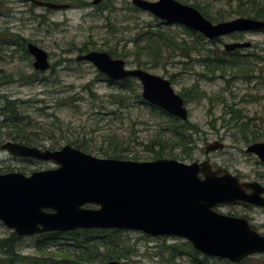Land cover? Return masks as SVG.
Wrapping results in <instances>:
<instances>
[{
    "label": "rangeland",
    "instance_id": "obj_1",
    "mask_svg": "<svg viewBox=\"0 0 264 264\" xmlns=\"http://www.w3.org/2000/svg\"><path fill=\"white\" fill-rule=\"evenodd\" d=\"M42 1L67 4L69 8L52 10L22 0H0V124L6 117L3 115L5 100L15 101L27 135L38 141L37 147L42 149L58 150L65 145L75 148L74 144H79L88 149L87 154L97 158H107L103 154L108 153L126 158L121 160L139 162L152 161L158 151L165 158L187 164L208 157L213 164L227 168L243 180L264 184V166L255 156L244 152L248 144L264 141V30L231 34L215 42L204 37L199 41L181 25L167 24L148 12L132 11L130 0H103L99 5H92V0ZM176 1L194 8L198 6L213 24L218 23L216 20L254 19L245 1L241 8L237 0ZM144 32L170 37L176 42L185 41L188 47L196 45L199 52L171 48L169 41L165 46L156 43L159 48L150 47L147 53L138 52L136 46L142 43L137 35ZM10 34L18 35L24 42L10 40ZM236 41L251 43L249 48L233 55L240 57L241 67L248 63L245 67L250 68V78H242L237 73L241 67L209 74L199 63L206 54H226L223 45ZM27 43L46 51L50 62L48 71L39 73L33 69V59L24 51ZM109 49L117 51L120 56L112 58L123 60L126 68L142 69L168 80L184 99L193 127L185 131L192 139L189 155L182 153V147L171 146V131L176 130L177 123L153 114L142 103V88L136 79L131 92H121L109 86L90 63L75 61L78 55L90 51L107 53ZM87 85L90 90H85ZM194 86L205 93L203 98H194L191 90ZM138 94L140 99L136 97ZM183 95H188L187 99ZM238 111L243 117L241 122L247 124L248 134L256 133L255 140L247 134L248 140L241 142L242 134L236 122H222V118L231 117L226 112L233 115ZM14 136L11 128H1L0 146L6 141L20 143ZM214 141L222 142L224 149L205 156L204 148ZM55 167L50 161L13 157L0 149L2 174L29 175ZM218 212L250 217L253 228L264 235V212L240 207H224ZM11 233L0 223V238ZM44 234L21 238L17 252L28 260L20 264H77L74 257L87 253L91 254L93 263L85 264H101L100 260L106 263L116 256L120 264H233L218 258L203 260L202 255L188 252L183 246L186 240L173 236L152 237L133 230L108 231L103 239L98 232L57 237ZM87 237L95 239L91 241ZM251 257L254 260L247 264H257L264 254Z\"/></svg>",
    "mask_w": 264,
    "mask_h": 264
},
{
    "label": "water",
    "instance_id": "obj_2",
    "mask_svg": "<svg viewBox=\"0 0 264 264\" xmlns=\"http://www.w3.org/2000/svg\"><path fill=\"white\" fill-rule=\"evenodd\" d=\"M22 1L52 10L69 8L42 0ZM102 1L91 3L99 5ZM130 2L160 21L185 26L208 40L264 30V21L251 18L213 24L195 8L176 0ZM249 46L248 42L227 43L224 50ZM26 50L35 71L50 69L46 51L32 43L26 44ZM75 61L90 63L109 80L136 79L145 103L187 121L184 101L168 80L142 69H128L123 60L106 52L90 51L76 56ZM222 147L215 142L205 151ZM0 149L13 157L56 164L29 175L0 174V223L19 237L88 229L133 230L152 237L182 238L200 254L233 264L264 254V235L251 228L246 219L214 210L219 204L235 201L264 209V188L257 183L241 184L226 171L218 176L220 171H213L208 160L187 164L172 158L146 162L97 158L70 145L50 150L12 141ZM247 152L264 163V141L250 145ZM246 189L252 192L247 194Z\"/></svg>",
    "mask_w": 264,
    "mask_h": 264
},
{
    "label": "trees",
    "instance_id": "obj_3",
    "mask_svg": "<svg viewBox=\"0 0 264 264\" xmlns=\"http://www.w3.org/2000/svg\"><path fill=\"white\" fill-rule=\"evenodd\" d=\"M244 1L245 3L250 5V9L248 10L249 15H252L254 19H258L261 21H264V2H260L258 0H237L238 2V7L241 8L242 5H244ZM197 7V8H196ZM195 8L198 9L199 11H203L202 9H199L198 6H196ZM131 10L134 12H138L139 9L134 7L132 5ZM141 11V10H140ZM205 12V11H203ZM202 12V13H203ZM241 12V11H240ZM246 12V11H245ZM244 12V14H245ZM248 15V16H249ZM203 16L207 19V16L204 15ZM210 21H212L211 18H208ZM217 22L221 21V20H216ZM185 31H187L188 33L195 35L197 38H199V41L203 40V36L198 33L195 32L185 26H183ZM10 40L12 39L14 42H19L20 40H22L18 35H13L10 34ZM137 39L139 40L140 43H142L141 46L137 45L136 46V50L138 52H144L147 53L146 51L149 50L150 47H155V48H159L158 46H156V43H160L159 46H165L168 44V41L170 42L169 45L171 48L174 49H182L184 48L186 51H188L190 49V52H195L196 50V45L193 47H188L186 42H176L173 38H163L161 35H158L157 33H150V32H144L142 34H138L137 35ZM23 41V40H22ZM24 42V41H23ZM24 51L25 53H27V50L24 46ZM199 52V51H197ZM237 51H235L234 53H226L229 54L228 56L225 53H220L219 55L217 54H206L204 57H202L199 61V63H201L203 65V67L206 69V71L209 74H215V73H226L227 70H230L232 68H240L242 66V64L240 63L241 60L238 59L240 57H234L233 55H235ZM107 53L111 56V57H118L120 55H118L117 51L114 49H109L107 51ZM248 63H245L243 67H241L238 70V74L242 77V78H250L249 74L251 73L250 68L248 69L247 66ZM138 67L141 66V62H139L137 64ZM40 73V72H39ZM101 77L106 80V82L109 84V86L111 87H115L116 89H118L121 92H126V91H132V85L134 83V78H126L120 81H110L107 80L106 76L101 74ZM85 87H87L85 89ZM83 87L85 90H90V85H87ZM191 90L194 92V98H196L197 100L203 98L205 96V93L201 92L197 86H194L193 88H191ZM117 96V95H116ZM136 97L138 99H140V94L136 95ZM183 97L185 99H187V96ZM122 99V97L120 98ZM142 103H145L144 101H142ZM147 104V103H146ZM148 105V104H147ZM149 108L151 109V111L153 112V114H157L159 117L162 116H166L167 118L172 119L171 117H169V115L164 112L163 110L155 107V106H151L148 105ZM3 115L6 116L4 119V122L0 124V129L1 128H11V131L15 134L14 136V140H19L20 143L25 144V145H29V146H36L38 145V141L34 140L33 138L29 137L27 135V130H26V125L22 122V118L21 116L17 115V106H16V102L15 101H9V100H5V104L3 106ZM238 112L230 113V112H226L225 114H231V119H235L236 121H242V116L238 115ZM236 114V115H234ZM174 122L177 123L176 126V130L175 131H171V138L170 140H173V143L171 144V146L175 147H182L183 151L182 153L184 155H189V145L191 144V136L188 135L187 133H185L186 130H188L187 128L180 130V128L182 126H188L189 123H181L178 124V120L174 119ZM242 124L244 127L242 128V131H248V127L247 124L244 123H240ZM181 125V126H180ZM263 138H264V133L262 134ZM8 136H12V133H9ZM257 138L256 133L251 134V139L255 140ZM167 143H169V140L166 141ZM19 143V142H18ZM75 148L80 149L83 152H89L88 149L84 146V145H79V144H74ZM54 148H51L50 150H53ZM105 157L107 158H114V159H126L125 157L122 156H113L110 155L108 153H104L103 154ZM159 158H165L164 154L162 151H158L155 153V156L153 157V160L155 159H159ZM136 160V158H134ZM111 231L113 233L119 232L121 230L118 229H110V230H102V229H88V230H76V231H72V232H52V233H46L44 235L47 236H52V237H57V236H63V235H78V234H91V233H100V239H103L104 235L106 232ZM22 237L17 236L14 232L11 233L8 237L6 238H0V264H20L22 262H27L26 260H28V258L26 257H22L21 255L18 254L17 252V244L18 242L21 240ZM89 238L91 241L95 239V237H87ZM183 246H185L188 250V252H192L195 255H202L199 252L195 251L191 244L188 241H185L183 243ZM65 257H68L70 255L68 254H62ZM203 256V260H207L208 258L211 257H207V256ZM253 257H247L245 258L242 262L238 263V264H247L249 263V261L254 260L252 259ZM119 257H111L109 259L106 260V262L108 261H118ZM74 260L76 261V263H93L92 262V256L91 254L87 253L82 255V257H80V255H77L74 257ZM68 262V261H67ZM71 263H74V261H70ZM104 262V260H100L99 263ZM199 264H203V263H199ZM257 264H264V258L261 259L260 263Z\"/></svg>",
    "mask_w": 264,
    "mask_h": 264
},
{
    "label": "flooded vegetation",
    "instance_id": "obj_4",
    "mask_svg": "<svg viewBox=\"0 0 264 264\" xmlns=\"http://www.w3.org/2000/svg\"><path fill=\"white\" fill-rule=\"evenodd\" d=\"M235 34H240V33H235ZM205 38V37H204ZM220 38H222V37H218V38H214V39H212V40H208V39H206V40H208V41H210V42H215V41H217V40H219ZM236 42H239V41H236ZM245 42H248V41H242V42H239V43H245ZM232 43H235V42H232ZM248 43H250V42H248ZM225 45V44H224ZM223 45V46H224ZM250 45H251V43H250ZM250 47V46H249ZM248 47V48H249ZM244 49H246V48H244ZM238 50H240V49H237V50H234V51H232V52H226L225 50V52L226 53H234L235 51H238ZM107 78V77H106ZM107 80H109L108 78H107ZM106 81V80H105ZM110 81H113V80H110ZM114 82V81H113ZM171 84V83H170ZM180 96V95H179ZM182 98V97H181ZM183 99V98H182ZM183 101H184V99H183ZM149 105V104H148ZM169 115V114H168ZM169 117H171L173 120L174 119H177L178 121H180V123H189V117H188V119H187V121H182V120H180L179 118H176V117H174V116H171V115H169ZM232 121H234V122H236L235 123V126L237 127V125L239 126V129H240V133L242 134V137H241V139H240V141L242 142V141H244V142H246L247 140H248V138H249V136L248 135H250L251 136V134H252V132H250L249 134H248V132H249V130L248 131H242V128L244 127L242 124H240V123H242L241 121H236L235 119H231V117H229V119H224V118H222V122L223 123H225V124H229L230 122H232ZM185 128H187L188 130H190V129H192L193 127H191V125H190V123H189V125L188 126H182L181 127V129L183 130V129H185ZM188 130H186V131H188ZM184 131V130H183ZM247 132V133H246ZM248 134V135H247ZM12 142H14V141H12ZM215 142H218V143H220V144H222L223 145V147H222V149H216V150H212V151H210V152H208V153H206V151H205V149H206V147L208 146V145H210V144H213V143H215ZM18 143V142H17ZM213 143H210V144H208L205 148H204V154H205V156H208L211 152H214V151H220V150H223L224 149V144L222 143V142H219V141H214ZM254 143H258V142H252L251 144H248L247 145V147L244 149V152L246 153V154H250V155H253V156H255L256 158H257V160H258V162H259V164H261V165H263L264 166V163L263 162H261L260 160H259V158H258V156L256 155V154H254V153H250V152H247V149H248V147L250 146V145H252V144H254ZM205 160H208L209 161V163H210V166H211V168H212V170L213 171H220V173H218V176H221V175H223L224 174V172L226 171L228 174H230L231 176H233V177H235L238 181H239V183H241V184H247V183H257V184H259L260 186H262L263 188H264V184L262 183V182H260V181H256V180H243V179H241L239 176H237L236 174H233L232 172H230L227 168H225V167H221V166H218V165H215V164H213L212 162H210V160H209V158L207 157ZM205 160H203V161H205ZM202 162V161H201ZM26 175V174H25ZM201 176V175H200ZM202 177V176H201ZM245 192L247 193V194H250L251 192H252V190H250V189H246L245 190ZM261 196L262 197H264V193H262L261 194ZM224 207H227V208H229V207H240V208H242V209H245V210H247V211H252V210H260V211H262V212H264V209L263 208H261V207H259V206H256V205H253V204H250V203H247V202H241V201H235V202H232V203H224V204H219V205H217V207L216 208H214V210L215 211H219L220 209H222V208H224ZM218 213H221V212H218ZM221 214H224V213H221ZM225 215H228V216H234V217H238V218H243V219H246L247 221H248V223H249V225L251 226V228H253V226L251 225V221H250V217H245V216H241V215H239V214H235V213H227V214H225ZM254 229V228H253ZM255 230V229H254Z\"/></svg>",
    "mask_w": 264,
    "mask_h": 264
},
{
    "label": "bare ground",
    "instance_id": "obj_5",
    "mask_svg": "<svg viewBox=\"0 0 264 264\" xmlns=\"http://www.w3.org/2000/svg\"><path fill=\"white\" fill-rule=\"evenodd\" d=\"M192 7V6H191ZM194 8V7H193ZM0 174H2V173H0Z\"/></svg>",
    "mask_w": 264,
    "mask_h": 264
}]
</instances>
